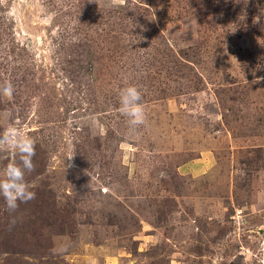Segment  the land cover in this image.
<instances>
[{
  "label": "rangeland",
  "instance_id": "1",
  "mask_svg": "<svg viewBox=\"0 0 264 264\" xmlns=\"http://www.w3.org/2000/svg\"><path fill=\"white\" fill-rule=\"evenodd\" d=\"M8 81L36 197H0V264H264V0H0Z\"/></svg>",
  "mask_w": 264,
  "mask_h": 264
},
{
  "label": "clouds",
  "instance_id": "2",
  "mask_svg": "<svg viewBox=\"0 0 264 264\" xmlns=\"http://www.w3.org/2000/svg\"><path fill=\"white\" fill-rule=\"evenodd\" d=\"M112 2L115 4L122 0ZM14 90L10 81L5 82L0 85V96L11 99ZM119 102L118 111L127 118L130 130L146 124L143 94L138 86L129 85L122 88L119 91ZM0 148H7L13 154V159L0 171V197L11 214L17 211L21 203H27L36 197V193L30 190V185L25 179L26 173H31L35 169L33 158L36 155V140L23 129L9 126L0 133ZM12 223H15V218Z\"/></svg>",
  "mask_w": 264,
  "mask_h": 264
}]
</instances>
